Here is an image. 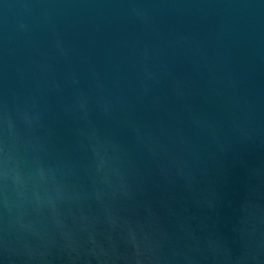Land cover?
<instances>
[{
  "label": "water",
  "instance_id": "95a60500",
  "mask_svg": "<svg viewBox=\"0 0 264 264\" xmlns=\"http://www.w3.org/2000/svg\"><path fill=\"white\" fill-rule=\"evenodd\" d=\"M0 264H264V0H0Z\"/></svg>",
  "mask_w": 264,
  "mask_h": 264
}]
</instances>
